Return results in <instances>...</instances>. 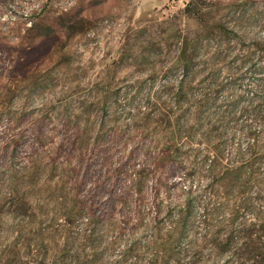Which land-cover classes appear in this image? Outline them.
Instances as JSON below:
<instances>
[{"label":"rangeland","instance_id":"obj_1","mask_svg":"<svg viewBox=\"0 0 264 264\" xmlns=\"http://www.w3.org/2000/svg\"><path fill=\"white\" fill-rule=\"evenodd\" d=\"M253 95L264 0H0V264H134L187 197L198 246L210 147L264 137Z\"/></svg>","mask_w":264,"mask_h":264},{"label":"trees","instance_id":"obj_2","mask_svg":"<svg viewBox=\"0 0 264 264\" xmlns=\"http://www.w3.org/2000/svg\"><path fill=\"white\" fill-rule=\"evenodd\" d=\"M261 100L256 95L250 98L255 118H263L260 114ZM236 106L230 99L225 109ZM215 123L211 128L213 134ZM218 126V125H217ZM184 123L177 120V136L181 137ZM250 138L243 151L237 150L234 160L224 158L221 142L210 147V163L208 164L209 199L205 204V214L199 233L200 244L191 241L189 250L182 253L181 242L188 229H191L193 217V200L187 197L183 206L176 211L169 228L163 229L154 219L151 226L142 224L144 232L151 230L150 239L143 245L136 242L125 248L121 259L126 262L134 257V264H182L183 255L193 260L205 249L224 255L223 264H264V137L249 132ZM215 139L206 140L210 146ZM193 227V226H192ZM66 254V249H64ZM81 249L78 257L83 256ZM123 262V263H124ZM60 264H64L61 262Z\"/></svg>","mask_w":264,"mask_h":264}]
</instances>
